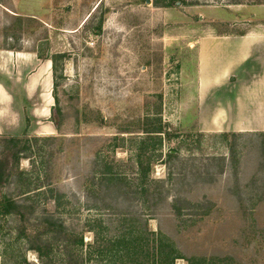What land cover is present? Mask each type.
Segmentation results:
<instances>
[{
    "label": "rangeland",
    "instance_id": "obj_1",
    "mask_svg": "<svg viewBox=\"0 0 264 264\" xmlns=\"http://www.w3.org/2000/svg\"><path fill=\"white\" fill-rule=\"evenodd\" d=\"M230 1L0 0V264H264V132L198 127L196 42L248 25L213 18ZM141 145L159 207L99 186L138 190Z\"/></svg>",
    "mask_w": 264,
    "mask_h": 264
},
{
    "label": "crops",
    "instance_id": "obj_2",
    "mask_svg": "<svg viewBox=\"0 0 264 264\" xmlns=\"http://www.w3.org/2000/svg\"><path fill=\"white\" fill-rule=\"evenodd\" d=\"M223 10L228 17H212L248 25L209 31L196 42L198 127L207 133L264 132V3Z\"/></svg>",
    "mask_w": 264,
    "mask_h": 264
},
{
    "label": "trees",
    "instance_id": "obj_3",
    "mask_svg": "<svg viewBox=\"0 0 264 264\" xmlns=\"http://www.w3.org/2000/svg\"><path fill=\"white\" fill-rule=\"evenodd\" d=\"M185 2L186 0H152L153 5L156 7H170L178 3L182 4ZM192 3L194 4V2H191L190 4ZM229 3L230 4H240L241 2L239 0H231ZM256 4H261V3L257 2ZM155 120H156V125L150 128H147L143 131L146 133V135L144 138H142V141H140L141 143L145 142L146 140H156L159 144L161 140L160 136L168 134L166 130L164 129V127L162 126V124L160 123V119L155 118ZM18 141L19 140L17 138L11 139V142H13L14 146L17 145ZM144 148L145 146H142V145L139 146L137 149L136 155H135V162H136V165L138 168V174H139L137 178L139 183L136 186L138 187V190H135V191L128 190L127 186L129 184H127L128 182L125 181L123 174L113 173V172L111 173L108 171H101L99 173V178H98L99 186H102V189L106 191L105 194L108 195L107 199H109L110 201L111 200L116 201L119 199V196L125 197L126 199H132V197L131 198L129 197L130 194L132 193L134 195L133 197L136 198L135 195H137L138 199H141V203L143 205L146 204L150 198L153 199V202H152L153 207H157V206L159 207V205L167 201V194L169 191L168 189L164 188L165 187L164 180H154V179H149L148 177L149 164L147 165L144 164V160H143V156L145 154ZM148 185L152 187H148ZM113 187H115L114 190H113ZM150 188H152V190ZM112 190L114 192H117L118 195L112 196ZM262 198H264V196L259 195L254 198V201L255 202L259 201ZM23 200H27V197L26 199H23ZM57 200L55 199V201ZM182 201H184L183 203L184 205L182 204ZM199 203L201 202L191 203L186 200H183L179 196H172L170 200V207L175 213L178 214L180 213L181 209L185 208L186 204L188 205V207H194L195 204L200 205ZM0 204L2 205L4 209L3 210L4 213H11V212L17 211V208L20 205L16 200L12 198H6V197L3 199V201ZM50 231H52L54 234L59 233L58 230L54 228L51 229ZM144 231L146 232V229H144ZM72 242L73 244H76V245H82L83 239L82 237H80V238L74 239V241ZM50 246H51V243H48L47 247L49 249H50ZM31 249H33L34 251L38 253L39 258L42 257L43 253L37 247H31ZM83 262L84 261L82 259H79L75 264H83Z\"/></svg>",
    "mask_w": 264,
    "mask_h": 264
},
{
    "label": "water",
    "instance_id": "obj_4",
    "mask_svg": "<svg viewBox=\"0 0 264 264\" xmlns=\"http://www.w3.org/2000/svg\"><path fill=\"white\" fill-rule=\"evenodd\" d=\"M146 2H149V0H146Z\"/></svg>",
    "mask_w": 264,
    "mask_h": 264
}]
</instances>
